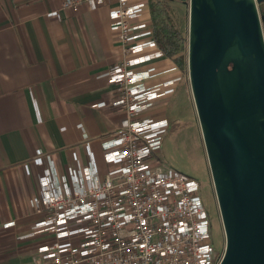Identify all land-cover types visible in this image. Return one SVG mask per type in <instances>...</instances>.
<instances>
[{"label": "crops", "instance_id": "0c3cea01", "mask_svg": "<svg viewBox=\"0 0 264 264\" xmlns=\"http://www.w3.org/2000/svg\"><path fill=\"white\" fill-rule=\"evenodd\" d=\"M62 1L0 0V264H34L50 239L33 228L43 217L33 206L40 173L85 184L86 172L101 179L118 166L103 155V142L128 121L111 104L108 81L123 57L113 4L62 8ZM146 52L161 73L149 83L174 80L146 114L169 119L167 105L188 91L184 72L159 49Z\"/></svg>", "mask_w": 264, "mask_h": 264}, {"label": "built area", "instance_id": "2783aa9c", "mask_svg": "<svg viewBox=\"0 0 264 264\" xmlns=\"http://www.w3.org/2000/svg\"><path fill=\"white\" fill-rule=\"evenodd\" d=\"M113 4L111 29L122 47L121 61L108 71L114 98L127 124L103 142L106 162L117 163L104 177L72 184L53 182L42 172L33 206L43 217L36 233L50 236L37 248L34 264H218L208 210L199 182L156 161L168 120L146 112L165 96L173 79L150 80L161 73L149 65L152 37L145 0H63L62 8L86 3ZM99 102L96 106H103Z\"/></svg>", "mask_w": 264, "mask_h": 264}, {"label": "water", "instance_id": "95a60500", "mask_svg": "<svg viewBox=\"0 0 264 264\" xmlns=\"http://www.w3.org/2000/svg\"><path fill=\"white\" fill-rule=\"evenodd\" d=\"M264 0H189L187 70L225 244L264 264Z\"/></svg>", "mask_w": 264, "mask_h": 264}, {"label": "rangeland", "instance_id": "374dc122", "mask_svg": "<svg viewBox=\"0 0 264 264\" xmlns=\"http://www.w3.org/2000/svg\"><path fill=\"white\" fill-rule=\"evenodd\" d=\"M145 1L147 2V11L150 16L148 1L151 0ZM169 5L171 15L176 21L178 28L187 37L185 51L187 70L189 0H169ZM263 6L264 3L257 4L260 12ZM184 75L188 84L187 94L180 103H178V99V102L170 101L167 105L168 116L171 118V127L167 131L165 129L161 147L154 154V157L164 168L177 170L195 178L199 182V197L210 215L212 241L216 250L221 254L225 244L223 226L189 84L188 70Z\"/></svg>", "mask_w": 264, "mask_h": 264}, {"label": "trees", "instance_id": "16d2710c", "mask_svg": "<svg viewBox=\"0 0 264 264\" xmlns=\"http://www.w3.org/2000/svg\"><path fill=\"white\" fill-rule=\"evenodd\" d=\"M152 37L160 52L184 73L186 70V35L171 15L169 0L148 1ZM168 124L171 118L167 119ZM171 127V125H170Z\"/></svg>", "mask_w": 264, "mask_h": 264}, {"label": "flooded vegetation", "instance_id": "af4514ba", "mask_svg": "<svg viewBox=\"0 0 264 264\" xmlns=\"http://www.w3.org/2000/svg\"><path fill=\"white\" fill-rule=\"evenodd\" d=\"M262 11H263V9H262ZM262 11H261V12H262Z\"/></svg>", "mask_w": 264, "mask_h": 264}]
</instances>
